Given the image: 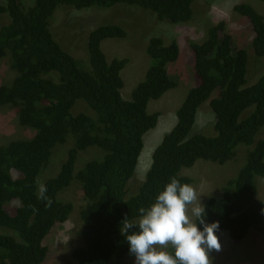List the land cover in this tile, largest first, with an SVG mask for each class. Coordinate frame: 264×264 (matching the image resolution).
Masks as SVG:
<instances>
[{
    "label": "trees",
    "instance_id": "trees-1",
    "mask_svg": "<svg viewBox=\"0 0 264 264\" xmlns=\"http://www.w3.org/2000/svg\"><path fill=\"white\" fill-rule=\"evenodd\" d=\"M193 1L31 0L25 5L22 0H0V16L9 17L0 27V60L7 57L17 72L12 80L0 78V105L16 107L19 124L34 128L31 137L0 147V264L44 261L48 249L44 237L67 221L73 210L71 201L58 198L72 181L78 183L82 197L78 213L82 224L77 232L81 244L72 248V257L77 264H122L129 253V243L120 231L123 219L137 220L139 209L153 203L171 177L190 184V177L180 175L182 167L192 166L197 159L228 162L239 144L252 147L235 177L227 180L223 195L204 203L205 219L219 221V230H226L233 240L243 239L250 227L264 237V199L257 198L256 185V177L264 176V136L256 139L264 131V68L256 82L247 83V51L234 47L223 21L209 27L201 42H190L199 83L187 90L176 110V123L154 149L144 181L130 196H126L127 183L143 148V135L159 117L157 111L148 113V101L160 99L178 85L167 68L179 56L178 45L175 41L165 44L158 35L151 37L144 78L134 86L131 99H124L121 72L128 59L108 60L101 42L126 39L128 30L115 23L90 29L88 61L81 64L55 39L50 25L64 7L117 4L147 9L158 21L187 22L193 16ZM233 9L248 19L253 57L262 61V14L246 2L236 3ZM213 92L216 95L211 97ZM207 100L215 118L212 136L192 133L199 106ZM77 101H83L86 110L74 112ZM68 136L73 143L58 173L44 183L52 200L51 207H45L46 202L38 198L37 177L53 148ZM90 146L101 149L102 156L76 167L80 150ZM15 201L18 204L11 214Z\"/></svg>",
    "mask_w": 264,
    "mask_h": 264
},
{
    "label": "rangeland",
    "instance_id": "rangeland-1",
    "mask_svg": "<svg viewBox=\"0 0 264 264\" xmlns=\"http://www.w3.org/2000/svg\"><path fill=\"white\" fill-rule=\"evenodd\" d=\"M22 1L25 5H29L31 0ZM241 2L251 4L264 18V2L260 0H196L192 3V18L181 23L158 21L156 15L147 9L124 6L123 4L111 7L91 6L83 9L61 7L63 8L61 11L56 13L61 9L59 8L55 12L57 16H54L50 23L55 32V39L81 64H86L88 61L86 38L90 29L98 24L115 23L128 30L129 36L127 35L126 39H104L101 42V50L108 60L115 57L128 59L121 72L124 79L121 95L124 99H131L134 86L144 78L145 70L148 67L145 50L149 39L158 35L163 38L165 44L175 41L178 45L177 60L167 65L169 74L178 79V85L174 90L169 89L160 99L148 101V113L159 111L160 115L156 126L147 130L143 135V148L135 164L133 176L127 183L126 196L138 191L137 189L144 181L145 174L151 165L154 149L159 145L164 134L176 123V110L181 105L188 88L195 86L198 81L192 67L194 55L190 48L191 41L201 42L206 37L209 27L223 21L224 30L230 33L234 47L244 48L247 51V83L256 82L263 72L264 57L261 58L262 61H257L253 57L251 25L246 17L233 9L236 3ZM8 22L9 17L6 14L0 16V27ZM259 63L262 64V68L257 71L260 68ZM16 74L17 72L10 66L9 59L2 58L0 60L1 81L12 80ZM215 95L216 92H213L211 97ZM77 103L79 105L74 106V112L86 110L82 105L83 101H77ZM214 121V114L209 107V100H207L199 106L192 133L214 135ZM33 129L19 124L16 107L9 104L0 105V147L6 146L12 140L31 137L34 133ZM263 136L264 131H260L256 139ZM72 143L73 139L68 136L63 144H57L53 148L47 165L42 168L37 177V182L44 184L58 173L60 162L63 161L66 150ZM251 147L239 144L233 159L223 164L197 159L192 166L183 167L180 170V175L191 178V185L201 195L202 203L210 196L221 197L227 180L235 177L245 162L247 150ZM102 154L101 149L94 146L87 147L83 151L80 150L76 167L91 158H100ZM11 173L14 178L18 177L17 172L12 171ZM256 185L257 198L264 199V176L256 177ZM58 198L62 201H71L73 210L68 220L52 228L43 240L48 251L46 258L40 264H77L71 255V249L81 243L80 236L77 234L82 224L78 214L82 204L78 183L72 181L69 186L58 193ZM17 204V201L11 204V214L14 213L13 207ZM217 235L222 249L219 252L211 253L212 264H264V237L253 227L249 228L247 235L241 240H233L226 230H219ZM129 257H133V255L126 254L122 264H129Z\"/></svg>",
    "mask_w": 264,
    "mask_h": 264
},
{
    "label": "clouds",
    "instance_id": "clouds-1",
    "mask_svg": "<svg viewBox=\"0 0 264 264\" xmlns=\"http://www.w3.org/2000/svg\"><path fill=\"white\" fill-rule=\"evenodd\" d=\"M198 83L199 78L196 85ZM37 183L38 198L46 202L45 207H51L52 200L46 195L47 186ZM200 197L191 183H182L173 176L153 203L139 209L138 220H129L126 216L120 231L129 243V253L133 255L128 263L212 264L211 253L222 249L217 235L220 225L219 221L206 222V201L202 203Z\"/></svg>",
    "mask_w": 264,
    "mask_h": 264
}]
</instances>
